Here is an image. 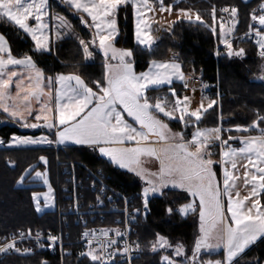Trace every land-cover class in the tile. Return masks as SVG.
<instances>
[{
	"label": "snow or ice",
	"instance_id": "6c2138e0",
	"mask_svg": "<svg viewBox=\"0 0 264 264\" xmlns=\"http://www.w3.org/2000/svg\"><path fill=\"white\" fill-rule=\"evenodd\" d=\"M46 3L47 0H31V2L0 0V18L14 22L23 33L31 36V39L35 41V50L38 52L48 50V37L44 33L47 25L42 19L47 14L45 12ZM64 3L70 10L86 13L91 18V23H89L82 15L80 22L97 30L96 37H98L99 49L105 58L111 51V59L118 60V63H105L104 79L93 82L95 91L78 74L49 76L45 83L44 72L37 66L33 56L28 53L20 57L12 55L7 39L0 34V110L7 114L10 119L21 123L22 127L37 128L38 124L27 122L28 117L33 114L31 98L39 101L46 94L51 96L53 85H57L54 110L47 104H42L40 112L44 114L37 113L35 115L37 121L42 120L44 126L51 129L56 127V123L54 117L48 113L55 112V119H58L61 126V129L56 132L55 142L59 144L72 142L76 145L90 146L94 150H98L102 157H106L110 164L134 173L142 180L145 179L146 174L144 169L140 167V157L144 154L155 156L159 160V170L151 173L153 178L146 180L148 186L144 187L142 192L144 208H148L150 193H157L168 185L173 188L185 189L192 197H198L201 235L197 238L193 249L191 258L193 264H195L197 254L201 249L211 250L221 246L225 252L223 261L208 260L203 261L202 264H234L235 258L242 254L245 249L264 238V209L260 207L259 200H252L251 206H246L244 203L245 200L249 199L248 197L234 200L232 190L235 185V177L231 171L237 168L241 159H246L258 173V175H251V181L254 183L258 181L260 189L264 190V128H260L259 136L229 134L227 139H222V131L231 133L233 128L198 129L192 134L191 141L185 140L179 132H172L168 123L160 118V113L164 117L174 119L176 118L175 111L179 109L181 122L185 121L186 114L189 115V118L195 117L196 121H200L202 113L199 110L187 113L186 107L181 108L179 98L176 99L175 106L171 110H166L167 106L162 105L160 98H156V102L151 103L149 97L145 95L149 86L170 85L173 77L184 80L181 65L176 62L175 56L172 62L153 61L148 71L137 74L133 70V64L126 59L133 55L132 51L116 49L108 43L117 32L116 21L112 17L116 10L121 5L129 3V0H64ZM132 4L139 17L137 41L141 45L150 47L154 43L153 38L147 32H142L140 28L141 23L145 25V28L148 27L147 22L140 15V9L147 5V0H132ZM160 10H165L163 0H160ZM167 11H172L171 5L167 7ZM177 11L184 20L204 25V21L198 12L193 19L191 8H179ZM221 11L228 12L229 9L224 8ZM236 14L237 8L232 7L231 15L235 17ZM29 18L36 21L35 26L28 22ZM57 19H59L61 26L70 27L66 17L58 16ZM213 19L215 20V9H213ZM251 19L257 21L260 26H264V6H262L261 14L258 16L254 14ZM57 35H62V33L58 32ZM255 36L257 37L256 43L260 48L259 55L264 59V31L255 30ZM96 37L91 42L79 39V45L83 49L85 59L93 56L90 47L96 43ZM220 37L221 42L226 45L230 57L244 54L243 48L233 50L232 43H229L225 38L223 23L220 25ZM9 65L21 66L25 69L28 80L27 86L17 71H7ZM153 68L156 71H153ZM14 77L17 78L15 81L16 93L12 95L9 88L13 84ZM261 78L264 79V76ZM169 91L173 96H176L174 89L170 88ZM183 99L187 101L188 98L185 96ZM214 103L215 101L209 103L208 107L211 108ZM125 113L127 117L132 118L131 123L125 118ZM260 122H264V116L257 113L256 119L250 125L246 127L235 125L234 128L237 132H248L252 128H258ZM200 137L202 139H199ZM209 137H214L216 141H220V163L223 165L222 189L215 179L216 173L212 168L214 162L209 158L214 154L208 146ZM235 140H239L242 146L233 147L229 144V141ZM53 142L45 136L33 137L15 134L11 136L9 141L10 144L14 145L51 144ZM126 144L129 146H125ZM253 155L255 161H253ZM40 159L45 160L44 157H40ZM245 167V176L247 177L249 172L247 166ZM28 171L26 169L25 173L27 174ZM35 176L43 179L44 184L48 185V192L43 194L44 203L47 205L51 198V186L48 184L46 175L36 172ZM24 179L25 176L22 175L18 183H22ZM245 183H248L247 179ZM237 195L239 194L237 193ZM256 195H258L257 189L253 187L252 196ZM224 197H227L226 207ZM32 198L36 202V210L41 211L39 194L33 193ZM254 209L255 211H253ZM196 210L195 202L185 204L180 209L183 213ZM171 211L169 209V212ZM225 212L230 213V220ZM206 219L210 222L208 226H205L204 223ZM109 231L113 230L101 229L98 233L93 231L91 233L93 239L87 241L89 250L81 252L80 255L86 256L94 262L101 261V264H115L113 258L117 252L121 255L127 254L129 246L125 245L123 249L109 251L108 249L112 245H116L117 241L108 239L101 243L99 240L100 236L108 237ZM114 231L116 236L124 235L118 229ZM19 235L23 238L24 233L21 232ZM89 235V232L84 233L85 237ZM4 239L5 242L0 244V254H7L9 251L16 253H29L31 251V249L17 247L15 234L10 239L7 237ZM48 239L55 242L58 238L50 235ZM94 240L97 248L91 247ZM36 242L39 245V233H37ZM158 246L160 248L172 247L167 238L157 234V240L151 245V250L157 251ZM136 247L139 248V245L137 244ZM174 256H185L183 245L178 243L175 246ZM162 260L165 264H178L176 260L167 255L163 256ZM42 264H47V262H42Z\"/></svg>",
	"mask_w": 264,
	"mask_h": 264
},
{
	"label": "trees",
	"instance_id": "16d2710c",
	"mask_svg": "<svg viewBox=\"0 0 264 264\" xmlns=\"http://www.w3.org/2000/svg\"><path fill=\"white\" fill-rule=\"evenodd\" d=\"M262 2L264 0H256L247 5L240 0H163L166 6L174 4L175 9L191 8L198 12L203 18L204 25L180 21L175 24L171 33L163 32L160 39L149 48H142L135 41L133 6L127 3L119 8L117 13L119 34L116 45L132 51L137 72L145 71L153 61L167 60L173 53L178 55L186 73L192 70L193 73L202 75L213 83L218 80L221 89L220 101L215 108L205 114L201 125L213 127L219 126L221 122L223 129L233 128L231 134L238 136L239 132L234 130L235 125L246 127L256 119L257 113L264 116V80L261 78L264 74V59L257 56L259 48L256 43L257 37L252 43L242 38L238 40L247 33L255 7ZM231 6H236L238 11L237 40L232 42L233 50L243 48L245 51L242 56L230 57L227 54L225 57L217 58L216 47L219 37L211 28L214 23L213 9L220 10ZM50 10L61 13L83 39L92 41L93 29L87 24H81L82 14L70 10L64 0H50ZM0 34L7 39L12 55L16 57L25 53L32 55L37 66L47 73L78 74L93 87L94 91L96 88L93 82L104 79L105 56L94 48L93 60L87 61L82 47L75 39L52 40L48 52H38L35 50L34 41L15 24L4 18L0 19ZM166 92L168 88L150 90L148 96H162ZM219 116H221L220 119ZM0 119L5 121L0 126V141H3L0 147L1 235L17 230H57L56 209L38 212L32 197L33 193L43 189L42 186L36 185L40 181L34 179L35 173L40 170L49 171L52 184L56 188L55 175L58 170L56 171L55 164L58 159L63 163L81 162L93 168H103L112 175L114 186L136 198L143 196L145 183L140 178L110 164L98 150L93 148H63L57 152L50 148H7L13 134L20 136L30 134L24 132L20 124L2 114ZM171 124L174 128L182 129L180 122H171ZM260 128H264V122H260L258 128H252L249 134L259 136ZM226 132L223 131V135ZM190 133L192 132H185L184 136L189 138ZM40 157H44L45 160L42 161ZM26 169L29 170L27 174ZM22 175L25 179L22 183H18ZM188 200L189 197L185 192L177 190H167L149 200L148 214L142 219L139 227V236L145 248L135 264H165L162 260L165 255L179 264L193 263L190 254L197 220L192 216L184 217L178 209ZM169 209L172 211L169 212ZM157 234L167 238L172 247L178 243L183 245L185 256L175 257L174 251L165 249L153 252L151 245L156 242ZM208 260L223 261V253L202 254L196 259L197 264ZM45 261L47 264H96L85 256L71 255L61 261L58 257L46 252L25 256H6L0 260V264H42ZM234 264H264V239Z\"/></svg>",
	"mask_w": 264,
	"mask_h": 264
},
{
	"label": "built area",
	"instance_id": "2783aa9c",
	"mask_svg": "<svg viewBox=\"0 0 264 264\" xmlns=\"http://www.w3.org/2000/svg\"><path fill=\"white\" fill-rule=\"evenodd\" d=\"M257 9L260 15L261 5H258ZM253 23L254 30L264 31V26H260L257 21ZM244 36L245 40L251 43L256 37L253 31ZM216 48L217 58L228 53L225 44H218ZM259 53L260 48L257 50V56L261 57ZM183 88L185 91L197 92L203 99L216 98L218 102L220 101L221 89L218 80L213 83L202 75L189 74L186 76ZM60 166L56 184L57 230H17L13 233L0 234V244L5 242L4 238L10 239L15 234L17 247L31 249L29 253L9 251L7 254H0V259L9 255L25 256L46 252L63 261L67 256H81V252H87L89 250L87 241L93 239L91 236L93 231L98 233L101 229H111L113 231H109L108 237H99L101 243L108 239L117 241L116 245L108 249L109 251L123 249L125 245L129 246L127 254L121 255L117 252L113 258L115 264H135L145 248L139 236V227L142 219L148 214L149 201L148 208L145 209L143 196L136 198L114 186L112 175L103 168H93L81 162L61 163ZM117 229L124 235L116 236L114 230ZM21 232L24 233L23 238L19 235ZM85 232H89L90 235L85 237ZM37 233L40 234L39 245L36 242ZM50 235L58 239L52 242L48 239ZM137 244L139 248L136 247ZM91 247L97 248L95 240ZM94 263L101 264V261Z\"/></svg>",
	"mask_w": 264,
	"mask_h": 264
},
{
	"label": "rangeland",
	"instance_id": "374dc122",
	"mask_svg": "<svg viewBox=\"0 0 264 264\" xmlns=\"http://www.w3.org/2000/svg\"><path fill=\"white\" fill-rule=\"evenodd\" d=\"M130 3L132 4V0L130 1ZM258 5H261V7H262V6H264V2H262V3L258 4ZM258 5L255 7V11H254L255 15H258L260 13L258 11V9H257ZM168 6L169 5H167V6L165 5V10L161 11L160 10V0H147V5L141 7V9H140V15L144 18V20L148 24V27L145 28V25L143 23H141L140 24V28H141L142 32H147L148 35L153 38L154 43L152 45H154L160 39V36L162 35L163 32L171 33L172 30H173V27L178 22H180V21L188 22L187 20H184L183 17L179 16L177 9H175V7H174V4H171V6H172V11L171 12L167 11V7ZM232 7L237 8L236 6H231V7H223L220 10L219 9H215V19H216V21L213 19L214 23H213L211 28H212V30L215 29L214 33H216V34H217L216 31L218 29V34H217L218 37H219L218 44H220V45L224 44V43L221 42V37H220V25H221V23H223V25H224L225 38L229 41V43H232L233 40H237L236 39V36H237L236 35V31H237V25H238V11H237L236 16L233 17L231 15V8ZM224 8H228L229 11L228 12L221 11ZM254 12H253V15H254ZM133 13H134V24H135V41L140 47L149 48V46L141 45L137 41L136 33H137V23H138L139 17H138V15L136 13V10L134 8H133ZM196 13H197L196 11L192 10L193 19L195 18V14ZM223 15H224V18H223ZM202 20H203V18H202ZM253 22L254 21L252 20L247 33H249L250 31H253L255 33V30H254L255 28H254V23ZM92 32L94 34V37H96V33H94V30ZM45 35L48 37V40H47L48 50H46L44 52H48L50 43L52 41V34H45ZM244 35L245 34H243L240 38H238V40H241V38H242V40L243 39L245 40V36ZM255 39H256V37H255ZM108 43L112 44L111 42H108ZM112 46H116V41H115V45L113 43ZM123 49H125V48H123ZM127 50H129V49H127ZM101 53L103 54V52H101ZM227 54L225 56H227ZM111 55H112V53L109 52V55L106 58V62L109 63V64H112L115 61V60L111 59ZM170 55L168 56V58L170 57ZM225 56H220V58L221 57H225ZM92 57L94 58V54H93ZM126 59H128L132 64H134L133 63V56H131L129 58H126ZM187 73H188V75L189 74L197 75V74L193 73L192 70H189ZM185 92H186V95H187V98H188L187 101H184V99H183L184 97H180L178 95L174 96L173 100H171L170 98L167 97V95H166L167 93H165L162 96H158V97L156 96L155 97V98H159L160 97L162 105H166L167 106L166 110H171L175 106L176 99L179 98L180 101H181V105H180L181 108L186 107L187 113H191V112L196 111V110H199L202 113L200 121H196L195 117L189 118V115L186 114L184 122H181L179 120V116L181 115V112H180L179 109H177L175 111L174 115H175L176 118H174V119H169L167 117H164L163 114L160 113L159 114L160 118H162L164 120V122L168 123L170 130H172L171 129L172 128L171 122H180L181 126L183 127V132H186V133L187 132H192V134L194 132H196L198 129L199 130H203L205 128L211 129V128H215V127H221L223 129V127L221 125V122L219 123V126H213V127H204V126L201 125L205 114L218 105L219 102H218V100L216 98L203 99V98H201L199 96V94L197 92H195L193 90L185 91ZM149 99H150L151 103H155L156 102V100H154L153 97H149ZM213 101H215V103L212 105L211 108H209L208 107L209 103H212ZM201 105H203V107H201ZM220 117L221 116H219V119H220ZM0 121H1V123H5V121H3L1 119H0ZM234 130H235V128H234ZM249 132L250 131H248V132H239L238 136H252V135L249 134ZM229 134H231V133L226 132L225 135H223V131H222V133H221L222 139H227ZM189 137H190V135H189ZM47 138L49 140H51L50 136L47 137ZM191 139H192V136H191ZM199 139H202V137H200ZM229 144L231 146H233V147H241L242 146V145H239L240 144L239 140L229 141ZM11 145L14 146V144H11ZM36 145H39V144H36ZM40 145H42L41 148H50V149H53L56 152L59 151L60 149H63V148L56 149L53 146V143H51V144L44 143V144H40ZM25 146H34V145H25ZM208 146H209L211 152L214 153L209 158L212 159L213 162H214L213 165H212V168H213V171L216 173V178L215 179L218 182V186L222 189L223 188V165L220 163V161H221L220 141H216L214 139V137H209V145ZM104 158H106V157H104ZM151 159H152L151 160V165H150L151 168L143 166L142 164H140V167L144 169L145 174H146L145 175V179H143L144 182H145V187L148 186L147 183H146V180L149 179V178H153V177H151V173L158 172V170H159L158 167H156L159 164V160L157 158H155L154 156H152ZM253 161H255V156L254 155H253ZM61 163H63V162L58 159L56 161V164H55L56 165V171L58 170L56 172V175H55V186H56L57 181H58V174H59V171L61 169V166H60ZM245 166H247V170L249 172V175L247 177L245 176V170H246ZM231 171L233 172V175L235 177V185H234V188L232 190V195L234 197V200L235 199H243L244 197H248L249 199L244 201L246 206H251V201L252 200H259L260 207L262 209H264V190L260 189L258 181L255 182V183L251 181V175L252 174L258 175V173H256V169L254 167H252L251 164H249V162L246 159H241L238 162V164H237V168L235 170H231ZM38 172L42 173L43 175H46L47 180H48V184L51 186V189H52L51 198H50L48 204L45 205L44 199H43V194L48 192V185L44 184L43 179L36 178V176H34V179L40 181L36 185H39V186L43 187L42 190L35 192L36 194H39V201H40V205H41V209H42L39 212L43 213V212L54 210V209L57 208L56 188L52 184V181H51V178H50V173H49L48 170H43V171L40 170ZM246 179L248 180V183H245ZM253 187H255L257 189L258 195H256V196H252V188ZM175 189L177 191L185 192L188 195L189 200L185 204H189V203L195 202V204L197 205V210L196 211H194V212L193 211H189L187 213H183V212L180 211L182 206H184L185 204H183L182 206L178 207L179 212L184 217L192 216V218L197 220L196 227L194 229V239H193V242H192V245H191V254H190V259H191L192 255H193V249L195 247V242H196L197 238L201 235V232H200L201 221L199 219V211H198L199 199H198V197H196V198L192 197L185 189L173 188L171 185H168V187L162 188L157 193H150L149 197H148V201L150 199H152L153 197H155V196L161 195L163 192H165L167 190H175ZM237 193L239 195H237ZM224 201H225V207H226L227 197H224ZM35 204H36V202H35ZM253 211H255V209ZM225 214L230 220V213L225 212ZM204 223H205V226H208V224L210 222L206 219V221ZM263 239L264 238H261L255 244H253L250 247H248L247 249H245V251L242 254H240L237 258H235L234 263L237 262L243 255H245V253H247L250 249H252L255 245H257ZM160 249L174 251L175 247L165 246L163 248H160L158 246L157 250H160ZM220 253H223V259H224L225 252H224L223 246H221L219 248H216V249H211V250L201 249L200 252L197 254V257L199 258V256L202 255V254H220ZM9 256H23V255H9ZM198 258H196V259H198ZM191 261H192V259H191ZM190 264H193V263H190ZM195 264H197V261H196Z\"/></svg>",
	"mask_w": 264,
	"mask_h": 264
},
{
	"label": "crops",
	"instance_id": "0c3cea01",
	"mask_svg": "<svg viewBox=\"0 0 264 264\" xmlns=\"http://www.w3.org/2000/svg\"><path fill=\"white\" fill-rule=\"evenodd\" d=\"M130 1L131 0H129V3H130ZM25 2H31V0H25ZM125 5H121L119 8H121V7L125 6ZM119 8L116 10L114 16L112 17L116 21L117 32L113 35V39L111 41H108V42H111L112 44L114 43V45H115L116 38H117V36L119 34V26H118V18H117V13H118ZM45 12L47 14L44 15L43 18H42L43 19V22L47 25V27L44 29V33L45 34H52V40L58 41V40H63V39H67V38H72V39H75L76 41L79 42V39H83L82 36L80 35V33L76 30V28L70 23V21L68 19L67 20H68V22L70 24V27H63V26H61L60 21H59V19H57V17L58 16H63V15L61 13H59V12L51 11L50 10V0H47V3L45 5ZM80 13L91 23V18L88 17L86 13H82V12H80ZM63 17H65V16H63ZM0 19H3V18H0ZM4 19H6V18H4ZM10 22H12V21H10ZM28 22L31 25H33V26L36 25V21L34 19L29 18V21ZM12 23L14 24V22H12ZM134 27H135V24H134ZM92 29L94 30V33L97 32V30L94 27H92ZM58 32L59 33H62V35H57ZM216 32L218 34V29H217ZM29 37L31 38V36H29ZM34 43H35V41H34ZM8 46L10 48L9 43H8ZM113 47L116 48V49H123V48L118 47L117 45L116 46H113ZM94 48L97 49V50H99L100 52H102L99 49L98 37H96V43L94 45H91L90 50L93 51ZM10 50H11V48H10ZM109 52H111V51H109ZM4 55L6 56V54H4ZM174 56L176 58V62L180 63L179 59L177 58L178 56L176 54H171L170 57L167 60H165V61H159V62H172ZM86 60L87 61H92L93 60V57L88 58ZM116 63H118V60H115L112 64H116ZM150 65H149V67H150ZM180 65H181V71L184 74V80H180V79H178L176 77H173L172 78V83L170 85L169 84H164V85H160V86H149V89L146 91L145 95L148 96V92L150 90H157V89H162V88H168V92H166L167 93L166 95H167L168 98H170L171 100H173L174 96L169 91V89L171 88V89H174L175 90L176 95H178L180 97H185V96L187 97L186 92H185V90L183 88V83H184V81H185L186 76L188 75V73H186L183 70V66H182L181 63H180ZM149 67L145 71H148L149 70ZM40 69L44 72L45 83H46V78L47 77H49V76L55 77V75H53L51 73H47L44 69H42V68H40ZM133 70L137 74L141 73V72H137L136 71L135 64H133ZM7 71H17L20 74L21 78H23V83L25 84V86H27V84H28V80L26 79L27 73H26L25 69H23L21 66H12V65H9L8 68H7ZM145 71H143V72H145ZM153 71H156V69L153 68ZM16 79H17L16 77L13 78V84L10 85V88H9V92L12 95H15V93H16V88H15V81H16ZM177 84H178V86H176ZM56 87H58V86L57 85H53V91H52L51 96H49V95L46 94V95L42 96L39 101H37L35 98H31L33 114L28 117L27 122L29 124H32V123L38 124L39 126L37 128H30V127L25 128V127H22L21 126V123H18L15 120L10 119L7 116V114L3 113L2 110H0V114L4 115L5 117H7L8 119L12 120L13 122L20 124L21 129L24 132H28L30 134L28 136H33V137H41V136L49 137L50 136L51 137V140L54 141L53 142V146L56 149H58V148H92V147L87 146V145H76V144H74L72 142H68L66 144L56 143L55 142L56 141V132L61 129V126L58 123V119H55V112L54 111L52 113H48L50 116H53L54 117V122L56 123V127H54V128L49 129V128H47V127L44 126V122L42 120L37 121L35 119V115L37 113H39L41 115L44 114V113H41L40 112V108H41V105L42 104H47L49 107L53 108V110H54V108H55V88ZM45 92H47V89H45ZM21 95H23V93H21ZM153 98H154V100H156L155 97H153ZM8 102L11 103V101H8ZM124 115H125V118L131 123L132 122V118L131 117H127V114L126 113ZM2 124L3 123H1V121H0V126ZM137 127H138V125H137ZM171 129H172L171 130L172 132H179L183 136L185 135L184 134L185 132H183V127H182L181 130L178 129V128H174V127H172ZM191 136H192V133L190 134V137L189 138L188 137H185V136H184V138H185V140L191 141ZM1 146H2V144L0 143V147ZM125 146H129V145L126 144ZM41 147H42V145H40V144L39 145H34V146H25V145H14L13 146L10 143L7 144V148H9V149H27V148H41ZM151 158H152L151 155H147V154L142 155L140 157V164H142L143 166H146V167H150L151 168V166H150L151 165V160H152ZM156 167H158V169H159V164ZM132 174H134V173H132ZM138 178H140V177H138ZM142 181L144 182V180H142Z\"/></svg>",
	"mask_w": 264,
	"mask_h": 264
},
{
	"label": "water",
	"instance_id": "95a60500",
	"mask_svg": "<svg viewBox=\"0 0 264 264\" xmlns=\"http://www.w3.org/2000/svg\"><path fill=\"white\" fill-rule=\"evenodd\" d=\"M243 4H251V3H253L254 1H256V0H240ZM263 76H264V74H263ZM264 80V79H263Z\"/></svg>",
	"mask_w": 264,
	"mask_h": 264
}]
</instances>
